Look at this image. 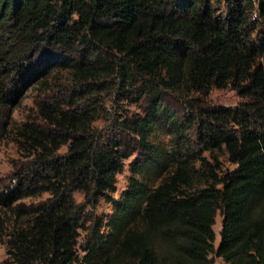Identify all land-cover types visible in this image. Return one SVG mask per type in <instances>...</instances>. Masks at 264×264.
<instances>
[{
	"label": "trees",
	"instance_id": "obj_1",
	"mask_svg": "<svg viewBox=\"0 0 264 264\" xmlns=\"http://www.w3.org/2000/svg\"><path fill=\"white\" fill-rule=\"evenodd\" d=\"M34 83L12 262L264 264V0H0V113Z\"/></svg>",
	"mask_w": 264,
	"mask_h": 264
},
{
	"label": "rangeland",
	"instance_id": "obj_2",
	"mask_svg": "<svg viewBox=\"0 0 264 264\" xmlns=\"http://www.w3.org/2000/svg\"><path fill=\"white\" fill-rule=\"evenodd\" d=\"M38 92V86L35 83L24 88L16 100L12 103H9L0 113V119L4 120V128L2 136L0 137V193L4 191L5 187H7L8 183L10 182L15 165L20 163L19 152L16 143L13 140V130L28 116H32L35 113V102L39 97ZM208 99L210 102L214 103L234 105L239 101L240 97L238 93L230 87H214L211 89ZM131 158L132 157L126 160L124 169L116 175L117 181L116 191L113 193L114 196H118L120 191L126 187L129 182L131 173L127 163ZM223 162L224 166L226 167L233 166V164L228 162L224 156ZM46 195L47 194L45 193L40 197H28L19 201L27 205L29 203L37 202L40 198L46 197ZM74 196L77 201L82 200V194L80 192L76 191ZM96 211L101 213L104 217H108L112 211L110 202L101 200L96 206ZM15 212V206L12 205L11 207H8L6 205L0 204V264H16L15 262H12L7 256L6 249V239L8 237L9 231L12 229V227L24 221V216H19ZM221 220L222 216L218 211L216 214L215 223L213 225L215 230V245L218 244L220 238L219 228L221 226ZM84 235L85 231L81 229L78 238L79 244L83 242ZM78 252L81 253L79 247ZM213 257L214 261L212 264H225L220 256L214 255Z\"/></svg>",
	"mask_w": 264,
	"mask_h": 264
}]
</instances>
